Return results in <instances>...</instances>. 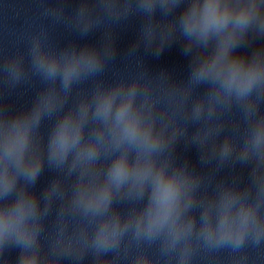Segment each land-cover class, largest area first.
<instances>
[{
	"label": "clouds",
	"instance_id": "obj_1",
	"mask_svg": "<svg viewBox=\"0 0 264 264\" xmlns=\"http://www.w3.org/2000/svg\"><path fill=\"white\" fill-rule=\"evenodd\" d=\"M230 20V13L227 6H222L220 0H208L204 7L202 15L197 14L195 10L188 20L190 30H199L201 34H207L210 29H222ZM246 22V14L241 13L235 23L237 25ZM42 67H44L42 65ZM48 75H55L56 65L52 64L44 67ZM76 64L69 63L63 72V84L67 86L72 78L77 75ZM254 77L248 75L246 80L240 76L239 70L232 71L231 79L233 81L241 80V89L244 90L248 83ZM134 94L129 93L119 99L115 92L99 93L96 98L94 115L97 121L110 123L109 135L110 143L106 147V153L118 150L121 145H126L128 149H134L138 158L134 165H130L128 150L121 152L120 155L111 164L107 173V182L97 187L88 197L90 206L96 210L106 207L111 200V191L113 186L120 187L126 181H130L133 187L141 189L151 176L153 179V190L150 207L146 212L147 227L149 230L155 229L171 221L175 223L179 217V204L181 199L182 181L177 177H165L163 171L153 175L152 163L145 160L140 162L139 154L151 153L155 150L159 141L158 136H153L151 125L144 126L140 116L133 109ZM91 105L82 102L80 111L76 117L71 114L66 115L59 127L56 129L53 138V151L61 158L70 148L81 145L77 152V158L85 161H94L97 157V145L103 143V135H98L94 143L82 145V132L84 121L88 116ZM114 118L109 121L110 117ZM28 127L24 124H18L10 132L5 133V168L0 174V189L5 193L12 186L13 180L10 178L7 169V159L16 156L19 163L22 158L23 149L27 142ZM35 209V202L32 199L21 197L17 206L11 211L0 213V235L8 233L10 230H19L22 235L28 237L26 243L31 241L35 232H29L24 227L26 218L31 216ZM143 219V217H142ZM119 222L111 225L106 224L100 231V243H106L115 238L118 234ZM21 264H41L36 254L26 256ZM46 264V262H45ZM137 264H150L146 259H140Z\"/></svg>",
	"mask_w": 264,
	"mask_h": 264
}]
</instances>
